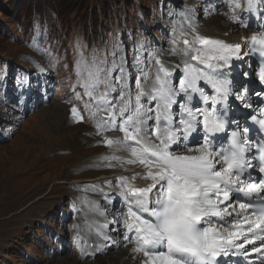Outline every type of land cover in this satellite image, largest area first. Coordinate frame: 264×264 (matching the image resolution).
<instances>
[{
	"label": "snow or ice",
	"instance_id": "1",
	"mask_svg": "<svg viewBox=\"0 0 264 264\" xmlns=\"http://www.w3.org/2000/svg\"><path fill=\"white\" fill-rule=\"evenodd\" d=\"M207 3L216 6L214 0ZM261 7L264 0L258 5L248 0L249 14ZM259 14L264 17V11ZM231 20L244 27L250 23L243 15H233ZM257 27L264 29V25ZM183 44V56L190 55L203 68L185 59L183 69L169 70L156 59L157 72L146 89L141 80L147 81L148 75L134 55L131 67L140 73L132 77L135 96L128 62L118 43L113 45L111 66L107 55L103 60L93 56L74 62L80 88L95 100L96 110L106 114L96 122L98 131L112 129L123 134L122 138H105L104 144L129 152L131 158L124 162L138 163L145 170L132 179L149 181L134 187L119 178L118 200L128 208L127 231L117 220L115 235L130 242L135 235L133 251L143 254L142 264H229L233 258L234 264H264V175H260L264 174V135H259L264 132V99H260L264 87L257 91L248 84L258 68V80L264 85V32L251 36L243 46L199 34L191 41L184 38ZM32 46L47 57L35 41ZM253 57H257L255 66ZM246 58L249 68L244 66ZM240 73L246 79L236 84ZM174 80L179 81L178 89ZM197 81L205 84L198 87ZM208 84L214 95L206 93ZM101 85L104 91L97 95ZM193 94L205 104L211 101V111L194 110ZM73 95L79 99L76 90ZM241 106L250 111L232 119L228 113ZM70 114L78 122L83 119L75 106ZM216 133H225L227 142ZM118 212L123 215V208ZM102 234L103 227L97 235ZM103 238L109 239L106 234ZM254 255L260 256L258 261L250 259Z\"/></svg>",
	"mask_w": 264,
	"mask_h": 264
},
{
	"label": "rangeland",
	"instance_id": "2",
	"mask_svg": "<svg viewBox=\"0 0 264 264\" xmlns=\"http://www.w3.org/2000/svg\"><path fill=\"white\" fill-rule=\"evenodd\" d=\"M132 2L142 9L147 8L146 0ZM128 4H123L121 0H0V27L7 26L11 29L10 32L16 31L17 20L21 21V24L25 23L30 19V15L36 13V16L48 17V20L59 19L61 30L58 32H65L67 36L74 29L80 30L82 34L90 33L94 28L98 31L100 26H104L103 17H123L124 7L129 8L130 3ZM129 13L128 10L125 12L126 15ZM214 21L217 20H212ZM6 40L0 33V52L9 55V52L13 53L16 48L4 44ZM51 105L55 106V110ZM51 105L27 118L11 139L0 146V249L4 250H0V264H31L22 262L17 251L12 250L14 245L17 246L14 243L15 236L23 235L24 225L38 218V211L50 208L58 197L66 194L67 184L71 178L68 175L71 172L68 168L81 155L88 152L79 140L71 146L69 137L79 133L81 129H69L65 125L63 109L59 119L70 134L64 132L63 124L57 127L59 132L56 129L53 131L55 119L50 118V112L61 113V109L55 103ZM68 146H71L70 154L49 156L50 153ZM58 187L64 189L59 190ZM41 196L44 198L36 201ZM12 239L13 246L10 245L12 248H9ZM120 260V256L116 257V261L112 263L120 264ZM104 263L100 260L97 264ZM38 264L83 263L64 257L41 261Z\"/></svg>",
	"mask_w": 264,
	"mask_h": 264
},
{
	"label": "bare ground",
	"instance_id": "3",
	"mask_svg": "<svg viewBox=\"0 0 264 264\" xmlns=\"http://www.w3.org/2000/svg\"><path fill=\"white\" fill-rule=\"evenodd\" d=\"M213 23H215V26L216 27H214L215 29H213V28H206V30H205V33L207 34V35H217V33H216V31L217 30H219V33L220 34H222L224 31H226L225 30V24L224 23H218L217 21L215 22H213ZM222 24V25H221ZM50 107V106H49ZM51 107H53L52 105H51ZM54 109L53 110H55V106L53 107ZM57 108V107H56ZM61 113H51L50 112V118H54L55 120V127H53L54 129H53V131H56L57 129L59 130V128H57V127H61L62 126V124L59 122V117L61 118ZM56 129V130H55ZM57 130V131H58ZM59 132V131H58ZM122 257H120V259H121ZM114 261H116V258H113V262ZM127 263V262H126ZM125 262H123V263H120V264H126ZM108 264H113V263H108Z\"/></svg>",
	"mask_w": 264,
	"mask_h": 264
}]
</instances>
